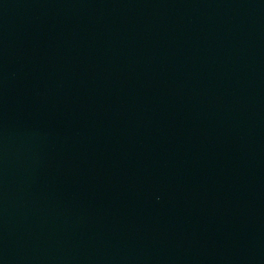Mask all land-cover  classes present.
I'll return each instance as SVG.
<instances>
[{"label":"water","instance_id":"1","mask_svg":"<svg viewBox=\"0 0 264 264\" xmlns=\"http://www.w3.org/2000/svg\"><path fill=\"white\" fill-rule=\"evenodd\" d=\"M0 264H264V0H0Z\"/></svg>","mask_w":264,"mask_h":264}]
</instances>
